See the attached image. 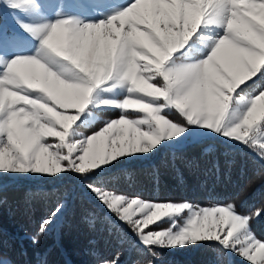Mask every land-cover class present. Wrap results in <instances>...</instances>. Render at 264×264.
Instances as JSON below:
<instances>
[{"label":"snow or ice","instance_id":"6c2138e0","mask_svg":"<svg viewBox=\"0 0 264 264\" xmlns=\"http://www.w3.org/2000/svg\"><path fill=\"white\" fill-rule=\"evenodd\" d=\"M0 7L19 29L0 25V177L40 185L32 195L47 209L34 244L78 192L90 223L103 222L115 240L114 252L92 253L95 264H123L124 251L157 264L162 251L193 246L220 264H264V239L252 229L264 206L245 213L234 203L145 199L120 184L128 166L198 136L264 164V0ZM0 264L11 262L0 254Z\"/></svg>","mask_w":264,"mask_h":264},{"label":"trees","instance_id":"16d2710c","mask_svg":"<svg viewBox=\"0 0 264 264\" xmlns=\"http://www.w3.org/2000/svg\"><path fill=\"white\" fill-rule=\"evenodd\" d=\"M126 172L120 177L121 186L145 199L187 200L200 206L234 203L245 213L264 206V164L222 140L204 139L167 149L133 163ZM38 187L30 181L0 186L2 257L12 264H95L94 251L110 254L116 250L107 226L99 220L90 223L87 194L78 192L69 197L64 215L34 244L33 235L47 209L42 197L32 195ZM252 229L264 239V217L254 220ZM140 259L133 252H123V264H136ZM233 259L243 264L241 258ZM157 264L220 261L211 249L194 246L162 251Z\"/></svg>","mask_w":264,"mask_h":264},{"label":"rangeland","instance_id":"374dc122","mask_svg":"<svg viewBox=\"0 0 264 264\" xmlns=\"http://www.w3.org/2000/svg\"><path fill=\"white\" fill-rule=\"evenodd\" d=\"M65 11L70 13V14H77V9L74 6H72L71 4H66ZM16 15H18V14H16ZM0 16H1L0 25H2L4 28L8 29L9 31H19L17 25L14 23L13 13H10V11H9V9L7 7H0ZM204 139L222 140L220 138L213 137V136H207V137H199L198 136V137L190 138L183 145H180V146H177V147H182V146H185L186 144H189V143H192V142H195V141H202ZM143 161H145V160H143ZM12 180H16V179H12V178H8V177H0V183L10 182ZM26 181L35 182V181H32V180H26ZM193 248H194V246L193 247H188V250L193 249ZM4 259H6V258H4Z\"/></svg>","mask_w":264,"mask_h":264}]
</instances>
